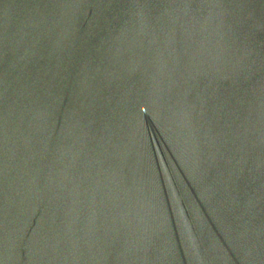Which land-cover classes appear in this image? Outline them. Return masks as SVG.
Instances as JSON below:
<instances>
[{
	"label": "water",
	"instance_id": "95a60500",
	"mask_svg": "<svg viewBox=\"0 0 264 264\" xmlns=\"http://www.w3.org/2000/svg\"><path fill=\"white\" fill-rule=\"evenodd\" d=\"M0 264H264V0H0Z\"/></svg>",
	"mask_w": 264,
	"mask_h": 264
}]
</instances>
